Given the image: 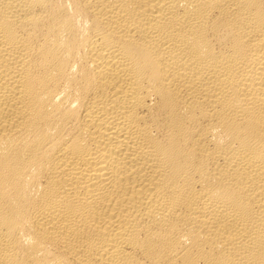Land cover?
I'll return each mask as SVG.
<instances>
[{
  "label": "bare ground",
  "instance_id": "1",
  "mask_svg": "<svg viewBox=\"0 0 264 264\" xmlns=\"http://www.w3.org/2000/svg\"><path fill=\"white\" fill-rule=\"evenodd\" d=\"M0 264H264V0H0Z\"/></svg>",
  "mask_w": 264,
  "mask_h": 264
}]
</instances>
